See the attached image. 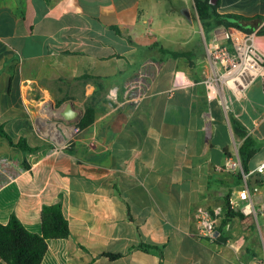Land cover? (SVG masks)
<instances>
[{"label": "crops", "instance_id": "crops-1", "mask_svg": "<svg viewBox=\"0 0 264 264\" xmlns=\"http://www.w3.org/2000/svg\"><path fill=\"white\" fill-rule=\"evenodd\" d=\"M179 15L164 0H0V129L11 140L0 133V222L14 214L40 232L42 206L60 202L70 231L47 240L40 264H259L239 254L241 246L264 253V169H256L264 162V75L240 97L223 84L209 97L202 79L217 70L206 51L212 28L199 30L204 69L182 70L175 59L194 54L197 31ZM255 16L254 29L264 28V13ZM177 75L184 84L174 85ZM222 93L230 120L258 143L245 182L240 166V178L233 165L222 168L232 127L218 113ZM69 101L80 109L72 120L86 106L94 117L53 151L34 127L46 105L64 118ZM246 184L259 189L251 194L257 213L222 224L224 196L244 203L236 194ZM199 207L219 212L214 240L197 233Z\"/></svg>", "mask_w": 264, "mask_h": 264}, {"label": "built area", "instance_id": "built-area-1", "mask_svg": "<svg viewBox=\"0 0 264 264\" xmlns=\"http://www.w3.org/2000/svg\"><path fill=\"white\" fill-rule=\"evenodd\" d=\"M261 26L251 32L224 25L211 29V43L206 45L207 58L217 70H213L212 74L205 79L208 89L216 91L218 85L223 84L236 97H240L253 78L264 75V35L259 33ZM180 84H184V81L177 75L174 85ZM34 129L41 138L51 144L53 151H61L68 148L77 138L81 127L79 122L61 117L54 105H46L42 115L37 118ZM227 165L232 166L230 162H227ZM239 166L245 182L247 174L242 170L240 161ZM256 169L262 171L264 162ZM257 191H259L257 186L250 188L246 184L236 194L237 198L244 203L237 202V199H231V203L243 213L256 214L251 194ZM261 193L260 211L264 213V191ZM218 213V211L212 213L204 207H199L196 224L200 237L209 240L217 238L215 217Z\"/></svg>", "mask_w": 264, "mask_h": 264}, {"label": "trees", "instance_id": "trees-1", "mask_svg": "<svg viewBox=\"0 0 264 264\" xmlns=\"http://www.w3.org/2000/svg\"><path fill=\"white\" fill-rule=\"evenodd\" d=\"M218 4L219 2L214 4L210 3V1L198 2V16L204 30L224 25L225 27H236L246 32H251L260 18L258 16H244L236 13H220L217 10ZM260 32H264V28H261ZM159 51L172 57L188 58L189 56V52L186 51H174L162 47H160ZM93 117V107L86 106L79 121L80 127L90 124ZM230 121L234 134L242 139L238 153L241 167L244 172H247V163L258 150V143L252 135L247 133V130L239 121L235 119H231ZM0 133L5 134L10 140V137L2 129H0ZM18 145L21 148H26L23 141H19ZM237 177H241L240 172L237 174ZM235 216L242 217L243 213L232 205L230 196L225 195L222 202V224L229 220L231 221ZM40 220V232L26 229L14 214H11L7 223L0 222L1 264H40L47 248V240L49 238H64L69 235L68 220L63 213L60 202L44 204L41 208ZM142 246L146 248L154 247L153 245L144 244ZM104 254L110 259H115L120 255L119 253L111 252H105Z\"/></svg>", "mask_w": 264, "mask_h": 264}, {"label": "rangeland", "instance_id": "rangeland-1", "mask_svg": "<svg viewBox=\"0 0 264 264\" xmlns=\"http://www.w3.org/2000/svg\"><path fill=\"white\" fill-rule=\"evenodd\" d=\"M207 1H210V0H187L186 2H184L182 0H164V2L166 4H169L171 6H174L175 8H178V14H180L179 17H180L181 21H184V23H186L185 25H188V22L186 20H190L191 21L190 22L191 27H196V31H197L196 32L197 38L195 40V43H196L195 47L196 48L190 49V50L194 51V54L191 55L189 57V59H187V60L185 58H180L178 60L175 59V61L176 62L179 61V63L181 64L182 70L190 69L191 71H193L197 75L199 72L201 73V71L204 69V64L206 63L205 51H204L203 45L201 43L200 34H199V30H201V28H203V24L200 21L199 16H198L197 4H198V2H207ZM216 2H219L217 10L219 12H222V13H224V12H236V13H243L246 15H253V16L263 15V13H264V8H262V7L260 9L251 8L252 6L257 4L258 2H262V5L264 6V0H216L215 3ZM185 8L189 10L188 17H186L185 14H183V12H182V9H185ZM187 50H189V49H187ZM200 78L201 77L199 76L198 79H200ZM205 79H204V81L202 79V84H204L206 86L208 96L209 95H215L218 92V90L216 89V91H214L212 89H208V87L205 83ZM224 89L227 90V88L222 87V90H224ZM223 99L224 98H223V93H222L221 103L219 101H215L217 103L218 113L220 114L221 119L224 120V123L229 124V126L231 127V123H230L231 114L229 112V108H228V112H227V104L224 103L225 100H223ZM77 105L82 106L79 103H77ZM80 118H81V114H80ZM227 120H228V122H227ZM228 133H229L228 144L224 147V149H226L225 151L228 154L227 155L229 158L228 160L233 165L234 172L239 173L238 148L242 142V139L238 138L234 134L232 127L230 128V131ZM227 167H229V166L224 165L222 168L226 169V171H227ZM226 180L229 183L232 181L231 177L226 178ZM219 200L221 201V199H219ZM219 200L217 199L214 203H211L207 207L210 209L215 208L216 206L219 205V203H220ZM218 223H219V218L217 219V224ZM247 239L248 238H246V240H245V246L247 243ZM253 241H255L254 238L251 239V242H253ZM219 244H221V242H219ZM241 249L243 252L241 251L239 254L240 259L247 260V259H249L250 256L252 258L255 255L260 260L259 264H264V253H263L261 247H258L257 249L254 248L253 250L256 249L255 251L245 250L243 248V246H241ZM252 259L254 260V257Z\"/></svg>", "mask_w": 264, "mask_h": 264}, {"label": "water", "instance_id": "water-1", "mask_svg": "<svg viewBox=\"0 0 264 264\" xmlns=\"http://www.w3.org/2000/svg\"><path fill=\"white\" fill-rule=\"evenodd\" d=\"M210 3L214 4L215 0H210ZM80 109L76 108L71 101L67 102L62 110V115L67 120L75 119Z\"/></svg>", "mask_w": 264, "mask_h": 264}, {"label": "flooded vegetation", "instance_id": "flooded-vegetation-1", "mask_svg": "<svg viewBox=\"0 0 264 264\" xmlns=\"http://www.w3.org/2000/svg\"><path fill=\"white\" fill-rule=\"evenodd\" d=\"M216 1V0H215Z\"/></svg>", "mask_w": 264, "mask_h": 264}]
</instances>
